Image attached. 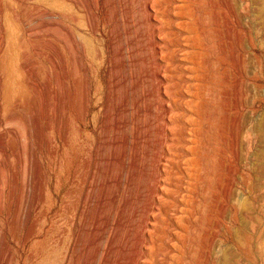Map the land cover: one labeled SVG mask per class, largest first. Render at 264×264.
Masks as SVG:
<instances>
[{
  "label": "rangeland",
  "instance_id": "rangeland-1",
  "mask_svg": "<svg viewBox=\"0 0 264 264\" xmlns=\"http://www.w3.org/2000/svg\"><path fill=\"white\" fill-rule=\"evenodd\" d=\"M263 5L0 0V264H263Z\"/></svg>",
  "mask_w": 264,
  "mask_h": 264
},
{
  "label": "bare ground",
  "instance_id": "bare-ground-1",
  "mask_svg": "<svg viewBox=\"0 0 264 264\" xmlns=\"http://www.w3.org/2000/svg\"><path fill=\"white\" fill-rule=\"evenodd\" d=\"M222 1V0H221ZM122 2V1H121ZM136 2V1H135ZM181 2V1H180ZM264 3V0H262V4ZM75 4H77V3H75ZM100 4V3H99ZM78 5V4H77ZM122 5H124V4H122ZM222 5H225V4H223L222 3ZM93 6V5H92ZM110 6V5H109ZM123 7V6H122ZM262 7V9L264 10V5L263 6H261ZM103 8H104V6H103ZM99 9V8H98ZM102 9V8H101ZM151 11V10H150ZM154 12V11H153ZM117 13H118V11H117ZM119 13H120V11H119ZM118 13V14H119ZM152 13V12H151ZM105 15V14H104ZM117 15V14H116ZM158 17V16H157ZM184 18V17H183ZM115 19V18H114ZM158 19V18H157ZM93 20V19H92ZM179 20V19H178ZM126 21V20H125ZM119 22H121V21H119ZM142 22H144V21H142ZM111 25H114L113 23L111 24ZM113 27V26H112ZM170 30V29H169ZM68 32H70V31H68ZM178 32V31H177ZM101 33V32H100ZM110 33V32H109ZM127 34H128V32H127ZM189 34V33H188ZM117 37H119V36H117ZM121 37V36H120ZM156 40H158V39H156ZM164 42V41H163ZM179 42V41H178ZM181 42H182V40H181ZM80 44V43H79ZM116 44V43H115ZM181 44V43H180ZM158 45V44H157ZM76 47V46H75ZM77 48V47H76ZM125 48V47H124ZM185 48V47H184ZM192 48V47H191ZM68 50V49H67ZM79 50V49H78ZM82 50V49H81ZM160 50V49H159ZM75 51V50H74ZM80 51V50H79ZM121 51V50H120ZM120 54V53H119ZM160 54V53H159ZM119 56V55H118ZM160 56V55H159ZM163 57V56H162ZM160 58V57H159ZM170 58V57H169ZM168 58V59H169ZM132 61V60H131ZM124 62V61H123ZM122 62V63H123ZM151 63V62H150ZM179 63V62H178ZM71 64V63H70ZM121 65V64H120ZM119 65V66H120ZM71 66V65H70ZM171 66H173V65H171ZM180 66V65H179ZM1 68V67H0ZM112 68H113V66H112ZM171 68V67H170ZM178 68V67H177ZM114 69V68H113ZM180 69V68H179ZM73 72V71H72ZM189 72V71H188ZM89 73H90V71H89ZM95 73V72H94ZM172 73V72H171ZM193 73V72H192ZM8 75V74H7ZM6 75V76H7ZM68 75V74H67ZM89 76H91V75H89ZM148 76V75H147ZM171 76V75H170ZM143 77H144V75H143ZM146 77V76H145ZM5 78V77H4ZM72 78V77H71ZM79 78V77H78ZM129 78V77H128ZM164 78V77H163ZM130 79V78H129ZM148 79H150V78H148ZM11 80H12V76H10L9 75V77H7L6 78V81H5V90H6V95H7V97H8V99H11L12 98V92H14L13 91V88H12V86H11ZM76 80V79H75ZM173 80H175V79H173ZM77 81H78V79H77ZM139 81H141V80H139ZM21 82V81H20ZM147 82V81H146ZM2 83V82H1ZM123 83V82H122ZM139 83V82H138ZM163 84V83H162ZM135 85L136 84H134V87H135ZM140 85V84H139ZM165 85V84H164ZM176 85H178V84H176ZM118 87V86H117ZM133 87V88H134ZM162 88V87H161ZM130 89V88H129ZM131 91V90H130ZM142 91V90H141ZM147 91V90H146ZM132 92V91H131ZM145 92V91H144ZM162 93H163V91H162ZM20 94L21 95H23V92L22 91H20ZM120 94V93H119ZM3 96V95H2ZM148 96V95H147ZM151 96V95H150ZM5 97V96H4ZM128 98V97H127ZM142 99V98H141ZM141 99H139V100H141ZM79 101V100H78ZM125 101V100H124ZM7 102V101H6ZM125 105V104H124ZM164 105V104H163ZM166 106V105H165ZM169 106V105H168ZM125 109H128V108H125ZM134 109H136V107L134 108ZM180 109H181V107H180ZM8 111H10V110H8ZM177 111V110H176ZM126 112H127V110H126ZM140 112V111H139ZM138 112V113H139ZM169 114V113H168ZM168 114H167V116H168ZM137 115V114H136ZM127 116V115H126ZM138 116V115H137ZM142 116V115H141ZM144 116V115H143ZM77 117V116H76ZM125 117V116H124ZM134 117V116H133ZM136 117V116H135ZM178 117V116H177ZM174 118V117H173ZM119 119V118H118ZM77 120H78V118H77ZM127 120V119H126ZM134 120V119H133ZM168 120V119H167ZM118 121V120H117ZM134 121H136V120H134ZM181 121V120H180ZM121 122V121H120ZM124 122H126V121H124ZM131 121H129L128 123H130ZM188 122V121H187ZM68 123H69V121H68ZM122 124H123V122H122ZM125 124V123H124ZM117 125V124H116ZM126 125V124H125ZM147 126H149V125H147ZM146 127V126H145ZM149 128V127H148ZM153 129V128H152ZM155 130H156V128H155ZM159 130V129H158ZM168 131V130H167ZM114 132V131H113ZM134 132V131H133ZM122 133V132H121ZM138 133V132H137ZM155 133V132H154ZM172 133V132H171ZM133 135V134H132ZM178 135V134H177ZM115 136V135H114ZM134 136H136L135 134H134ZM142 136V135H141ZM146 136V135H145ZM182 136V135H181ZM179 137V136H178ZM125 138V137H124ZM127 138V137H126ZM131 138V137H130ZM176 138V137H175ZM181 138V137H180ZM261 138V137H260ZM129 139V138H128ZM138 139V138H137ZM139 139H142V138H139ZM136 140V139H135ZM111 141V140H110ZM153 141V140H152ZM133 142V141H132ZM144 142H146V141H144ZM112 143V142H111ZM117 143H119V142H116V143H114V144H117ZM120 143H122V142H120ZM142 143V142H141ZM148 143H150V141L148 142ZM172 143V142H171ZM110 144V143H109ZM127 144H128V142H127ZM107 145V144H106ZM124 145V144H123ZM129 145V144H128ZM132 145V144H131ZM130 145V146H131ZM138 145V144H137ZM149 145V144H148ZM173 145V144H172ZM137 147V146H136ZM138 148V147H137ZM141 148V147H140ZM166 149V148H165ZM180 150V149H179ZM168 151V150H167ZM178 151V150H177ZM54 152V151H53ZM124 151H122V153H123ZM129 153V152H128ZM144 153V152H143ZM147 153V152H146ZM114 155V154H113ZM112 155V156H113ZM123 155H125V154H123ZM140 155H141V153H140ZM147 155V154H146ZM106 156V155H105ZM120 156V155H119ZM133 156V155H132ZM39 157V156H38ZM137 157V156H136ZM115 158V157H114ZM133 158V157H132ZM108 159V158H107ZM112 159V158H111ZM118 159V158H117ZM121 159H123V158H121ZM167 159V158H166ZM112 160H114V159H112ZM111 160V161H112ZM133 160V159H132ZM12 161V160H11ZM104 161V160H103ZM127 161V160H126ZM138 161H140V160H138ZM165 161V160H164ZM169 161V160H168ZM3 162V161H2ZM123 162V161H122ZM13 163V162H12ZM11 163V164H12ZM112 163V162H111ZM121 163V162H120ZM87 164V163H86ZM135 164V163H134ZM13 165V164H12ZM42 165V164H41ZM88 165V164H87ZM128 165H130V164H128ZM171 165V164H170ZM89 166V165H88ZM124 166V165H123ZM133 166H137L136 164L135 165H133ZM138 166H139V164H138ZM137 166V167H138ZM169 167V166H168ZM178 168V167H177ZM161 169H163V168H161ZM170 169V168H169ZM90 170V169H89ZM144 170H145V168H144ZM8 171H10V170H8ZM124 171V170H123ZM163 171V170H162ZM121 172V171H120ZM137 172H138V170H137ZM92 173V172H91ZM89 174H90V172H89ZM110 174V173H109ZM120 174V173H119ZM126 174V173H125ZM135 174V173H134ZM165 174V173H164ZM138 175V174H137ZM170 175V174H169ZM82 176H84V175H82ZM120 176V175H119ZM118 176V177H119ZM135 176V175H134ZM81 177V176H80ZM132 177V176H131ZM121 178V177H120ZM91 179V178H90ZM121 180V179H120ZM124 180V179H123ZM10 181H11V179H10ZM111 181H113V180H111ZM122 181V180H121ZM129 181V180H128ZM161 181H162V179H161ZM14 182H15V180H14ZM87 182V181H86ZM114 182V181H113ZM117 182H118V180H117ZM123 182H125V181H123ZM11 183V182H10ZM153 183H154V181H153ZM107 184H109V181H108V183ZM123 184V183H122ZM128 184V183H127ZM101 185H104V184H100V186ZM118 185H119V183H118ZM93 186H96V185H93ZM122 185H120V187H121ZM10 187V186H9ZM97 187V186H96ZM106 187V186H105ZM11 188V187H10ZM160 188H161V185H160ZM18 189V188H17ZM141 189V188H140ZM160 190V189H159ZM10 191V190H9ZM142 191V190H141ZM162 191V190H161ZM144 192H146V191H144ZM152 192V191H151ZM163 192V191H162ZM147 194V193H146ZM116 195L114 194V196L113 197H115ZM139 196V195H138ZM142 196V195H141ZM158 196V195H157ZM160 196V195H159ZM158 196V197H159ZM140 197V196H139ZM157 197V198H158ZM11 198H13L12 196H11ZM16 198V197H15ZM118 198V197H117ZM141 198V197H140ZM109 199V198H108ZM128 199V198H127ZM156 199V198H155ZM16 200V199H15ZM131 200V199H130ZM137 200V199H136ZM90 201V200H89ZM92 201V200H91ZM99 201V200H98ZM102 201V200H101ZM127 201V200H126ZM125 201V202H126ZM157 201V200H156ZM114 202V201H113ZM158 202V201H157ZM101 203V202H100ZM115 203H116V201H115ZM127 203V202H126ZM125 203V204H126ZM11 204V203H10ZM131 203H129V205H130ZM157 204V203H156ZM158 205H159V202H158ZM91 207V206H90ZM123 207V206H122ZM142 207V206H141ZM138 211V210H137ZM92 212V211H91ZM121 212V211H120ZM135 213H137L136 211H135ZM123 214V213H122ZM120 216V215H119ZM132 216V215H131ZM98 217V216H97ZM263 217V216H262ZM16 218V217H15ZM92 219V218H91ZM121 220V219H120ZM97 221V220H96ZM99 221H101V220H99ZM128 221H129V219H128ZM105 222V221H104ZM116 222V221H115ZM98 223V222H97ZM96 223V224H97ZM111 224V223H110ZM101 225V224H100ZM107 225V224H106ZM118 225H119V223H118ZM136 225V224H135ZM105 226V225H104ZM115 226V225H114ZM132 226H134V225H132ZM247 227H248V225H246ZM246 226H244V227H246ZM95 227V226H94ZM110 227V226H109ZM123 227V226H122ZM126 227V226H125ZM127 227H129V226H127ZM144 227V226H143ZM106 228V227H105ZM104 228V229H105ZM95 229H97V228H95ZM94 229V230H95ZM100 229L101 228H99V230L98 231H100ZM93 230V231H94ZM101 230H103V229H101ZM131 230V229H130ZM251 230V229H250ZM250 230H247V231H250ZM148 231V230H147ZM247 231L245 232V233H247ZM245 233H244V235H245ZM259 233V232H258ZM103 235V234H102ZM147 235H150V234H147ZM146 235V236H147ZM263 235H264V233H263ZM262 235V236H263ZM117 236V235H116ZM128 236V235H127ZM151 236V235H150ZM245 238H246V236H245ZM256 238V237H255ZM138 239V238H137ZM147 239H148V237H147ZM98 240V239H97ZM96 240V241H97ZM96 241H95V243H96ZM112 241H114V240H112ZM125 241V240H124ZM247 241V240H246ZM110 242H111V240H110ZM116 242V241H115ZM137 242V241H136ZM152 242V241H151ZM255 242V241H254ZM2 243V242H1ZM124 243V242H123ZM117 244V243H116ZM254 244H256V243H254ZM96 245V244H95ZM4 246V245H3ZM6 246H7V244H6ZM89 246V245H88ZM122 246V245H121ZM109 248V247H108ZM108 248H107V250H108ZM145 248V247H144ZM113 249H115V248H113ZM97 250V249H96ZM101 250V249H100ZM103 250V249H102ZM107 250H106V252H107ZM133 250H135V248L133 249ZM127 251V250H126ZM148 251V250H147ZM110 252H111V250H110ZM109 252V253H110ZM98 253V252H97ZM258 254V253H257ZM105 256H106V254H105ZM107 256H108V254H107ZM122 258V257H121ZM120 258V259H121ZM262 258V257H261ZM103 259H105V258H103ZM91 260V259H90ZM112 260V259H111ZM116 260H119V258L118 259H116ZM264 261V260H263ZM89 262V261H88ZM87 262V263H88ZM119 262V261H118ZM117 262V263H118ZM145 262H147V261H145ZM120 263V262H119ZM112 264V263H111ZM264 264V263H263Z\"/></svg>",
  "mask_w": 264,
  "mask_h": 264
}]
</instances>
